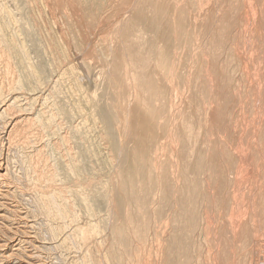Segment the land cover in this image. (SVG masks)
<instances>
[{"label":"bare ground","instance_id":"1","mask_svg":"<svg viewBox=\"0 0 264 264\" xmlns=\"http://www.w3.org/2000/svg\"><path fill=\"white\" fill-rule=\"evenodd\" d=\"M245 1L0 0V264H206Z\"/></svg>","mask_w":264,"mask_h":264},{"label":"rangeland","instance_id":"2","mask_svg":"<svg viewBox=\"0 0 264 264\" xmlns=\"http://www.w3.org/2000/svg\"><path fill=\"white\" fill-rule=\"evenodd\" d=\"M240 11L243 23L241 22L239 25L241 29H238L237 32V36L239 37L240 35L238 38L239 40H237L239 43L237 41V43H234L235 64L237 63L236 65L238 66H236L234 71V76L236 77H234V79H236L235 81L237 83L239 82L238 85L240 86L238 90L240 92H238V90L236 91L233 99L237 101L233 100L231 106H229L227 110V112H229L228 115L226 112L221 117L219 116L220 118L215 117L216 108H218L217 104L218 106L220 105L219 102L217 103L215 101L210 107L212 111L209 126L213 127V125H215L211 131L213 136H210V138L214 139L215 137V139H218H216L218 141L217 143L211 142V146L216 144L215 146L217 149L224 146L230 148L229 158H221L220 161L218 160L219 164L222 163L221 167L225 169L223 170L224 173L228 174V179H230L225 186L226 188H221L219 180H217L218 183L215 182V180L211 181V189L210 186L208 188V191L211 192H209L210 195L214 196L217 194L215 198H218L217 200L214 198V203H218L219 201L222 207L217 203L213 206H218L216 208L217 210L219 209L218 213L215 208L211 207L212 209L210 208V211H208V217L205 218V225L202 227V231H205L204 233L202 232L203 234L201 233V239H204L206 236L203 243L205 247L204 245L203 247H207L208 249H204V256L207 252L209 253L205 257L203 256L206 261L209 259V263L207 261L206 264H226L227 262H230L228 264H264V0H246ZM223 59H225V55H222L220 58V60ZM214 93V99H212L213 97L211 98L213 102L216 98V92ZM217 99L222 102L220 96L217 97ZM212 118L214 120H212ZM214 129H218L219 131L216 130L215 132ZM12 162H14L12 163V170H17L18 172H24V170H26L23 161L16 155L12 159ZM23 167L24 170L22 169ZM25 177L26 176L23 175L24 179H26ZM222 192H225V194ZM226 196L231 199V201H229L230 203L227 201L228 197L226 198ZM20 198L19 200H21ZM212 202L211 200V203ZM222 203H225L226 207L225 204L223 205ZM227 206L231 211L226 209ZM230 206L231 208H229ZM206 228L211 230L209 231L207 229L208 232ZM207 232L209 234H207ZM207 240H209V242ZM208 243L211 244L210 246L212 247H208ZM243 243L245 244V249L242 248L244 245ZM224 249H226L225 252H227V254L224 252ZM215 250L219 252L217 253ZM223 252L225 254H223ZM219 253L220 255H218ZM226 255L229 256L230 261L224 262L228 258ZM223 256L226 259H224ZM215 258L217 259L216 261ZM244 258H246V260ZM239 260H241V263Z\"/></svg>","mask_w":264,"mask_h":264}]
</instances>
